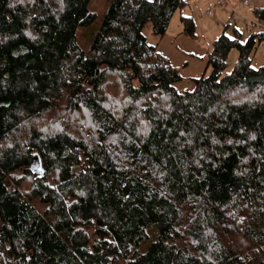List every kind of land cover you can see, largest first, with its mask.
<instances>
[{
	"label": "trees",
	"instance_id": "1",
	"mask_svg": "<svg viewBox=\"0 0 264 264\" xmlns=\"http://www.w3.org/2000/svg\"><path fill=\"white\" fill-rule=\"evenodd\" d=\"M92 1L0 0V264H264V33L227 23L209 72L178 91L143 28L162 37L185 0ZM56 109L90 132L32 129Z\"/></svg>",
	"mask_w": 264,
	"mask_h": 264
},
{
	"label": "rangeland",
	"instance_id": "2",
	"mask_svg": "<svg viewBox=\"0 0 264 264\" xmlns=\"http://www.w3.org/2000/svg\"><path fill=\"white\" fill-rule=\"evenodd\" d=\"M260 5L263 6L264 4H260ZM207 6L211 7L212 9V14L208 16L205 15V9H206L205 7ZM232 6L233 5H231L230 7ZM92 7L94 11L96 10L98 13H101V11H103L105 7V0H93ZM232 8H229L227 4L225 3V1L223 2V5L222 4L219 5V4H216V0H187L185 7H183L181 10H182V13L184 14L186 13L189 16H191V18L193 19V22L195 23V29H194L193 35L195 36V38H197L195 39L197 44L202 39V36L206 37V35H204L205 34L204 28L209 27L210 30H213V28L210 27V24L215 23V21L218 22L219 24L218 26L222 31L226 29L227 23H229L228 29L226 30L228 34H231L232 23H236V22L238 23L237 25L241 29H243V31L247 32L245 36L248 35L250 32H263L264 33V20L256 18L252 13V9L254 8V5L249 8H245L242 6L237 7L235 12H232ZM178 12L179 11L173 14L171 21H170L171 25L168 29L169 31L168 33L166 32L163 35L166 39H168L169 37H172L177 32L176 29L179 24V21H177L178 15H179ZM222 14L223 16H221ZM248 20H255L259 24V27H254V28L251 27L250 23H248ZM181 26H183V24ZM94 28L95 27L93 26V27L84 28V29L79 30L78 39L84 48L87 47ZM220 33L221 32H218V34L216 35H220ZM143 34L147 37L148 43L155 44L156 47H157L158 41L162 38V37L160 38L156 37L152 34L150 24H146L144 26ZM257 46L258 47L256 51L253 53L252 60H251V65L253 67L264 66V34H263L262 41ZM208 53H207V57H208ZM236 56H237L236 51L234 49L231 50L226 60V66L224 70L225 73L231 70L236 60ZM89 123L90 122L85 112H81V113L64 112L62 109H56V110L49 112L48 114L43 115L41 118L34 121L32 129H37V131H40L42 134H47V133H54L60 130L61 128H64L78 135H81L82 133L86 134L87 132H90L91 125ZM22 136L25 138L22 142L27 141V137L29 135L27 136L26 131L23 132ZM12 139H13L12 141L10 140L9 142H6L5 144H3V146L6 147V146L12 145V143L15 142L16 138L12 137ZM34 157L38 158L37 156H34ZM34 174L37 175V173H34ZM43 174H44V171H43ZM10 177H12L15 180H19L18 186H20L24 194H28V196L32 198V195L29 189L31 186V178H32L30 175L24 174V172L21 170H18V171L16 170L12 172Z\"/></svg>",
	"mask_w": 264,
	"mask_h": 264
},
{
	"label": "crops",
	"instance_id": "3",
	"mask_svg": "<svg viewBox=\"0 0 264 264\" xmlns=\"http://www.w3.org/2000/svg\"><path fill=\"white\" fill-rule=\"evenodd\" d=\"M186 1L187 0H185V4L183 5V7H185ZM252 2L254 3L253 5L255 7H261L260 4H264V0H252ZM225 3L229 8H231V5L235 6L237 4V0H225ZM235 7L237 8L241 6ZM182 8L177 10L179 11L177 20L179 21V24L176 29V34H174L172 37H169L168 39L162 36V38L158 41L156 48L161 55H163L170 61L169 63L179 68L181 80L174 84L175 88L178 91H191V89H193L194 87V79H197L202 75H206L209 72L210 67L207 63V53L211 48L213 41L217 38V36H219L216 34H218V32H222V30L219 28L218 22L215 21V23L210 24V27H212L213 30H210L209 27L204 28V35H206V37L202 36V39L197 44L195 40L197 38H195L194 35L188 36L182 32L183 26H181L182 22L180 19L182 17H191L186 13H182ZM221 16H223V14ZM237 24V22L232 23V28H236L237 30H239L243 34V37H245V34H247V32L243 31V29H241ZM170 25L171 22L169 23V27ZM168 29L166 31L167 33L169 31Z\"/></svg>",
	"mask_w": 264,
	"mask_h": 264
},
{
	"label": "built area",
	"instance_id": "4",
	"mask_svg": "<svg viewBox=\"0 0 264 264\" xmlns=\"http://www.w3.org/2000/svg\"><path fill=\"white\" fill-rule=\"evenodd\" d=\"M225 0H216V4H223ZM235 6H244V7H252L253 6V2L252 0H237V4ZM235 6H232V12H235L236 10V7ZM205 14L208 16V15H211L212 14V9L211 7H207L206 10H205ZM249 23H250V26L251 27H257L259 26V24L255 21V20H249Z\"/></svg>",
	"mask_w": 264,
	"mask_h": 264
},
{
	"label": "water",
	"instance_id": "5",
	"mask_svg": "<svg viewBox=\"0 0 264 264\" xmlns=\"http://www.w3.org/2000/svg\"><path fill=\"white\" fill-rule=\"evenodd\" d=\"M29 169L34 172L37 173V175H41L43 174V167L41 165V161L39 158H36L33 156V159L31 160V163L29 165Z\"/></svg>",
	"mask_w": 264,
	"mask_h": 264
}]
</instances>
